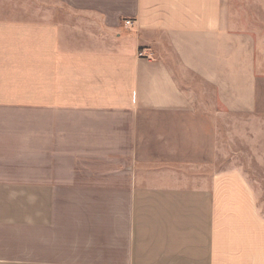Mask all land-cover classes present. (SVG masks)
Wrapping results in <instances>:
<instances>
[{
  "label": "crops",
  "instance_id": "0c3cea01",
  "mask_svg": "<svg viewBox=\"0 0 264 264\" xmlns=\"http://www.w3.org/2000/svg\"><path fill=\"white\" fill-rule=\"evenodd\" d=\"M251 116L264 0H0V264H264Z\"/></svg>",
  "mask_w": 264,
  "mask_h": 264
},
{
  "label": "rangeland",
  "instance_id": "374dc122",
  "mask_svg": "<svg viewBox=\"0 0 264 264\" xmlns=\"http://www.w3.org/2000/svg\"><path fill=\"white\" fill-rule=\"evenodd\" d=\"M209 115L217 126L219 133H223L224 137L226 130L222 131L223 123L220 116L214 112H209ZM250 119V120H249ZM238 117L237 127L239 132H244L243 124L250 125L248 128L251 132V139L255 140V144L251 145V139H218L220 143H223L224 156L221 157L218 154L216 165L218 167H229L235 163L239 165L245 172L257 181L255 183L256 190L258 192V204L260 209L264 213V117L263 116H251V118ZM250 154L251 158L247 159L246 155ZM215 165V166H216Z\"/></svg>",
  "mask_w": 264,
  "mask_h": 264
},
{
  "label": "built area",
  "instance_id": "2783aa9c",
  "mask_svg": "<svg viewBox=\"0 0 264 264\" xmlns=\"http://www.w3.org/2000/svg\"><path fill=\"white\" fill-rule=\"evenodd\" d=\"M124 24L129 25V24H131V21L130 20H125Z\"/></svg>",
  "mask_w": 264,
  "mask_h": 264
}]
</instances>
